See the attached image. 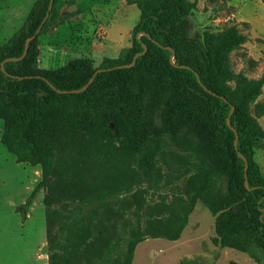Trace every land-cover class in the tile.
Segmentation results:
<instances>
[{
    "label": "trees",
    "instance_id": "1",
    "mask_svg": "<svg viewBox=\"0 0 264 264\" xmlns=\"http://www.w3.org/2000/svg\"><path fill=\"white\" fill-rule=\"evenodd\" d=\"M64 1L69 0H54L23 59L5 62L22 57L50 0H37L22 27L0 45L1 142L18 163L41 168L30 199L43 190L48 212L73 203L92 207L64 243L52 235L50 223L49 264L103 260L113 249L119 212L99 210L121 190L132 191L133 165L154 177L161 169L158 155L166 170L186 169L178 175L185 202L171 204L155 226L150 219L139 223L123 256L107 264H132L137 246L148 238L179 240L200 202L215 218L211 241L216 248L234 249L264 264V175L256 160L264 130L253 114L264 113V104L257 103L264 74L250 79L230 64L246 35L233 25L192 37L197 0H126L140 11V19L131 45L117 57H105L98 66L81 58L56 70L42 69L39 38L67 21L60 10ZM138 54L133 67L118 68ZM99 69L105 71L94 76ZM93 76L80 93L57 91L81 89ZM94 215H100L95 223Z\"/></svg>",
    "mask_w": 264,
    "mask_h": 264
},
{
    "label": "rangeland",
    "instance_id": "2",
    "mask_svg": "<svg viewBox=\"0 0 264 264\" xmlns=\"http://www.w3.org/2000/svg\"><path fill=\"white\" fill-rule=\"evenodd\" d=\"M37 0H0V45L9 40L25 23ZM194 1V0H191ZM191 17L190 35L200 39L207 30L219 32L237 26L247 40L230 55L232 70L250 79L264 74V0H197ZM67 21L39 38V66L56 70L74 59H91L98 66L105 57H117L131 45V32L140 19V11L126 0H69L60 4ZM257 103L264 104V87ZM264 130V113L256 115ZM0 120V264H49L48 228L61 242L92 211L80 203L56 206L50 212L44 205L45 191L30 196L42 178L41 168L18 163L1 142ZM256 160L264 175V139L256 151ZM147 177L133 165L130 193L121 190L99 210L119 212L111 236L113 249L103 260L107 264L123 256L127 241L139 223L150 219L155 226L168 216L166 208L185 197L179 191L178 175L186 169L173 166ZM94 214V212H92ZM100 215H94V223ZM63 230V231H62ZM215 218L201 202L189 216L188 225L177 241L148 238L135 251L132 264H256L248 255L234 249L216 248ZM97 259V258H95Z\"/></svg>",
    "mask_w": 264,
    "mask_h": 264
},
{
    "label": "water",
    "instance_id": "3",
    "mask_svg": "<svg viewBox=\"0 0 264 264\" xmlns=\"http://www.w3.org/2000/svg\"><path fill=\"white\" fill-rule=\"evenodd\" d=\"M53 4H54V0H50V4H49V8H48V12H47V14H46L44 20H43L42 23L40 24L39 28H38L37 31L35 32V34H34L33 36H31V37L26 41V44H25V50H24V53H23L22 57H20V58H10V59L5 60V62H8V61H14V60H21V59H23V58L26 56V54H27V52H28V50H29L30 42L33 41V40L39 35V33L41 32V29H42L43 25L45 24V22H46L47 19L49 18V16H50V12H51V10H52V8H53ZM145 52H146V48H145V50H144V53H145ZM139 56H140V54L136 55V56L133 58V61H132L131 64L122 65V66H119L118 68H120V69H127V68H131V67H133V66L136 64L137 58H138ZM5 62L2 63V71H3V72H5V69H4V63H5ZM102 71H105V70H102V69L97 70L96 73L94 74V76H95L97 73H100V72H102ZM94 76H93V77L90 79V81H89V82H88L83 88H81V89H77V90H73V91H61V90H57V91H58L59 93H63V94H68V93H80V92L86 90V89L89 87V85L93 82ZM197 78H198V75H197ZM198 80H199V78H198ZM52 88L54 89L53 86H52ZM204 89H205L206 91H208L209 93H212V91L208 90L207 88L204 87ZM233 110H234V108L232 107V109H231V113L233 112ZM236 139H237V135H236ZM236 145H237V140L235 141V146H236ZM245 162H246V169H247V161L245 160ZM246 186H248V184H246Z\"/></svg>",
    "mask_w": 264,
    "mask_h": 264
}]
</instances>
